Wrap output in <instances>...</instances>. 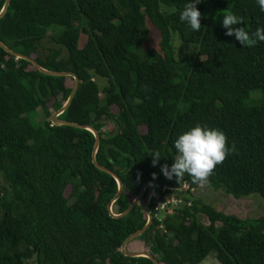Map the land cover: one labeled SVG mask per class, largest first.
Returning <instances> with one entry per match:
<instances>
[{
  "label": "trees",
  "instance_id": "1",
  "mask_svg": "<svg viewBox=\"0 0 264 264\" xmlns=\"http://www.w3.org/2000/svg\"><path fill=\"white\" fill-rule=\"evenodd\" d=\"M188 2L9 0L0 40L46 69L78 76L58 118L98 131L96 160L122 182L113 213L124 211L145 182L154 184L151 223L128 243L142 241V251L160 264H199L211 253L221 264H264V215L226 213L189 190L179 208L162 220L154 215L163 185H198L187 174L178 183L161 171L178 155L174 141L197 125L220 129L229 147L235 144L210 184L264 200V42L244 47L222 26L223 14L232 12L252 33L264 27V12L257 0H201L202 26L194 31L179 18ZM207 2L221 16H204ZM148 21L159 31V48L143 51ZM82 33L86 41L79 45ZM174 34L196 48L177 53ZM48 38L54 45L44 44ZM96 77L105 79L102 89ZM73 83L0 46V174L7 184L0 185V264H154L121 251L124 239L147 222V189L127 214L113 216L107 203L118 183L92 162L93 133L50 120ZM156 152L161 158L153 166Z\"/></svg>",
  "mask_w": 264,
  "mask_h": 264
},
{
  "label": "clouds",
  "instance_id": "2",
  "mask_svg": "<svg viewBox=\"0 0 264 264\" xmlns=\"http://www.w3.org/2000/svg\"><path fill=\"white\" fill-rule=\"evenodd\" d=\"M201 0H189L185 4L184 10L180 13V20L187 22L192 30L201 29L202 13L196 7ZM259 8L264 12V0H257ZM244 17L232 12L223 14L222 26L227 31L226 36H234L244 47H254L259 42H264V27L257 28L249 33L244 27ZM174 147L178 155L174 158V163L169 167L164 164L161 171L168 179H175L178 183L183 180L185 174L191 177L192 182L200 185L208 183L210 176L218 165H222L230 153H235V144L230 148L226 134L220 129H212L197 125L190 130L179 135L174 141ZM153 166L159 164L160 153L153 154Z\"/></svg>",
  "mask_w": 264,
  "mask_h": 264
},
{
  "label": "rangeland",
  "instance_id": "3",
  "mask_svg": "<svg viewBox=\"0 0 264 264\" xmlns=\"http://www.w3.org/2000/svg\"><path fill=\"white\" fill-rule=\"evenodd\" d=\"M220 13H221L220 8L214 7L213 4L209 2L206 3V10L204 9L203 12L204 16H207L209 18H218L219 16H221ZM147 26L149 29V35H148V39L142 45V50L148 51L152 48L158 49L159 37H160L159 31L150 21L147 22ZM85 41H86V35L82 33L80 36L79 45H82ZM44 44L47 46L54 45L50 38L46 39ZM173 44L175 47V51L177 53L190 50L192 48H196L195 45L180 40L177 34H174ZM95 80L98 83L100 89H102V87L106 83L105 79L96 77ZM39 112H41L40 109ZM109 128H110L109 123L104 122L102 126V130L108 131ZM141 130L144 131L145 128L141 127ZM0 185H7L1 174H0ZM187 189L181 187V190H179L177 200L180 201L179 199L182 198L179 205L184 204L183 195ZM188 190L190 191L192 197H199L202 201L207 202L212 206H214L216 209L223 210L226 213L235 214L242 218L258 217L264 215V200L257 193H252L241 197H234L231 194H227L221 188H214L209 181L205 185L198 184L197 186L191 187ZM68 192H69V188L66 189V194H68ZM165 196H166V200H171L172 198H174V196L170 194H167ZM179 207H172V208L170 207V210ZM160 212H161L160 210H157V213L160 215V218H163L166 215L167 211L165 209L161 213ZM200 220L205 224L208 223L207 218L203 215H200ZM128 247L131 250H141V251L146 250L144 243H142V241L140 240H132L130 243H128ZM16 250L21 251L22 248L20 246H17ZM28 262L29 264H34V260H30ZM199 264H221V263L218 261L215 255L211 253Z\"/></svg>",
  "mask_w": 264,
  "mask_h": 264
},
{
  "label": "water",
  "instance_id": "4",
  "mask_svg": "<svg viewBox=\"0 0 264 264\" xmlns=\"http://www.w3.org/2000/svg\"><path fill=\"white\" fill-rule=\"evenodd\" d=\"M8 3H9V0H5L4 1V5H3V7H2V9L0 11V17L5 12V10H6L7 6H8ZM0 46L2 48H4L6 51H8L9 53H11L12 55H14L16 57H20V58L26 59L27 61L31 62L37 69H39L43 73H46V74H49V75H58V76H67L68 75V76L73 77V79H74L73 87H72V90H71L67 100L64 102V104L59 109H57L53 113H51L50 120H51L52 123H55V124H66V125L76 126V127H80V128H85V129L90 130L93 133V135L95 137V143H94L93 150H92V162L94 163V165L97 168H99V169H101L103 171H106V172L110 173L111 175H113L114 178L117 180V183H118V190H117L115 196L107 203V209L113 216L122 217L125 214H127L131 210V208L134 206V204L137 201H139V199L142 197L144 191L147 189V193H146V196H145V202H144L145 203V211H146V214H147V222L145 223V225L143 227H141L140 229H137L134 232L130 233L124 239V241H123V243L121 245V251L125 255H128V256H146V257H149L153 261L154 264H160L158 262V260L154 257V255H152L148 251H129L126 248L128 242L131 239H133L134 237H136L137 235H139L142 232H144L147 229V227L150 225V223H151L152 214H151V211H150V208H149V201H150L152 192L154 190V184L152 182H150V181L145 182L142 185L139 193L134 197V199L129 203V205L126 207V209L124 211H122L121 213H117V214L113 213L112 209H111V205H112V202L121 195L122 182H121L120 178L118 177V175L115 172H113L109 168L99 164L97 162V160H96V150L98 148L99 141H100V135H99L98 131L94 127H92L90 125L79 124V123H76V122H73V121H70V120H64V119H59L58 118V115L60 113H62L68 107V105L70 104V102H71V100H72V98H73V96H74V94H75V92L77 90V87H78V84H79L78 76L72 71H55V70L46 69V68L42 67L32 57L11 50L1 40H0Z\"/></svg>",
  "mask_w": 264,
  "mask_h": 264
},
{
  "label": "built area",
  "instance_id": "5",
  "mask_svg": "<svg viewBox=\"0 0 264 264\" xmlns=\"http://www.w3.org/2000/svg\"><path fill=\"white\" fill-rule=\"evenodd\" d=\"M181 187L186 188V189L187 188L188 189L191 188L190 185H188L186 182H184L178 188L173 187V186H168V185H163L162 186L161 190L163 191V194L159 198L154 199V203H155V205H154V215H155L156 218H158L159 220L163 219V218H160V215L157 213V210H160L162 212L163 210L166 209V211H167L168 209H170V207L171 208L172 207H179L181 205V204L179 205V203L181 202L182 198H180L179 199L180 201H178L177 200V196H178L179 193L176 194L174 192V191H178L179 192V190H181ZM166 190L171 191V193L167 192ZM167 194H170V195L174 196V198H172L171 200H166V196L165 195H167ZM187 204L189 205L190 202L188 201Z\"/></svg>",
  "mask_w": 264,
  "mask_h": 264
}]
</instances>
